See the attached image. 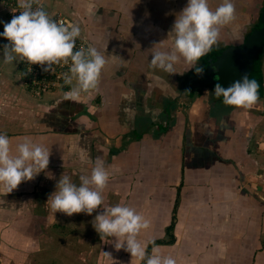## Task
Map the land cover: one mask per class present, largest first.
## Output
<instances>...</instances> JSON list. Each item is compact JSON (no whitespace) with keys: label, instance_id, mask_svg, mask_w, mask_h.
<instances>
[{"label":"crops","instance_id":"crops-1","mask_svg":"<svg viewBox=\"0 0 264 264\" xmlns=\"http://www.w3.org/2000/svg\"><path fill=\"white\" fill-rule=\"evenodd\" d=\"M52 1L81 18L92 46L107 62L94 93L74 98L81 103L77 109L66 103L75 100L63 94L66 100L45 112L40 127L27 118L22 124L11 120L13 131H0L11 133L15 145L29 137L50 149L48 167L34 181L46 191L45 212L34 214L32 202L15 208V199H1L7 202L0 204V215L23 210L2 223L12 226L24 217L22 223L29 225L88 226L96 234V250L87 252L96 257L94 264H143L123 248L115 249L107 242L111 238L101 239L92 218L102 207L69 216L53 214L47 205L60 176L79 184V176L90 175L99 157L110 173L103 206L127 204L150 221L137 235L149 254L157 247L177 264H264L259 257L264 258V153L259 151L264 141L258 139L264 131V103L259 99L250 108L228 109L222 97L198 86L183 58L175 64L177 73L149 66L151 51L171 50L169 30L186 0ZM219 3L209 0L211 8ZM233 3L234 19L221 27L219 44L232 39L247 16L246 0ZM194 98L201 99L194 103ZM38 189L34 196L41 194ZM1 191L2 198L18 196L16 190ZM39 233L27 239L28 252L34 242L46 241ZM36 250L31 248L32 258Z\"/></svg>","mask_w":264,"mask_h":264},{"label":"clouds","instance_id":"clouds-1","mask_svg":"<svg viewBox=\"0 0 264 264\" xmlns=\"http://www.w3.org/2000/svg\"><path fill=\"white\" fill-rule=\"evenodd\" d=\"M33 3L34 0H19L20 13L10 21L0 20L3 24L0 37L7 38V42L0 47L3 62L27 61L39 64L47 72L54 70L53 65L61 62L69 64L70 61L68 72L64 73V82L71 84L75 78L77 83L66 96L75 98L81 92L95 89L107 62L105 56L94 46L75 49L76 38L81 33L80 26L57 22L42 6L34 8ZM234 14L233 0H220L215 8L210 7L209 0H186L169 30L171 50L151 51L149 66L169 74L177 73L175 64L183 58L189 65L187 70L203 73L204 68L198 64L200 57L218 43L221 27L233 21ZM259 87L256 79L242 74L227 86L218 81L212 92L216 97H222L224 104L250 108L258 100ZM10 144L8 135L0 132V186L6 193L15 189L21 181L35 178L48 167L50 158V149L29 137L16 144L14 154ZM48 176L51 178V175ZM109 176L104 161L97 157L90 175L79 176V184L68 175L60 176L55 189L48 195L47 205L53 214L60 211L69 216L80 212L91 214L102 207L103 211L92 218V225L101 239L111 238L107 242L113 243L115 249L123 248L143 264H177L175 257L160 254L157 247H153L151 254L146 251L147 243L142 244L137 235L141 229L149 227L150 221L135 208L121 203L103 206L102 190ZM105 253L110 255L107 251Z\"/></svg>","mask_w":264,"mask_h":264},{"label":"rangeland","instance_id":"rangeland-1","mask_svg":"<svg viewBox=\"0 0 264 264\" xmlns=\"http://www.w3.org/2000/svg\"><path fill=\"white\" fill-rule=\"evenodd\" d=\"M13 1L19 4V0ZM35 2H41L49 16L60 15L66 19V24H78L81 29L80 37L82 38L83 44L92 46V42L89 38L90 35H87L85 29H83V25L80 23L81 18L76 16V13L72 14L64 11L57 5V2H53L52 0L50 2H46L44 0H34V3ZM7 3L8 0H0V20L5 22L10 21L11 16L7 11ZM246 4L248 7V9H245L247 16L243 17L242 20L240 19L242 22L236 26L238 31L235 33L234 37L231 35L232 39L225 37L226 39L223 42L224 45L229 43H240L245 35L248 34L258 22L260 12L264 8V0H251L250 2L246 0ZM0 31H3L2 23H0ZM6 42L7 38L0 37V47H2L3 43ZM261 49L260 60L263 75L264 45ZM43 77L44 76H26L23 70L22 61H15L13 63L10 62L4 65L2 56H0V131L3 130V128L13 131L15 130L11 124L13 121L22 120L19 121L22 124L27 118H29L30 122H33L35 129L38 126L40 127V123L45 115V112L47 110L49 112L53 107L57 106L59 102L65 99L64 95L66 92L71 90V88L77 83L75 78H73L71 84L65 83L64 76ZM196 83L198 86L204 84L202 81L199 82L198 80ZM196 83H194V87L198 88ZM262 83L264 86V76H262ZM203 89L206 90L207 88L203 87ZM56 91L58 92L54 93ZM90 92H92L91 89L86 93ZM196 99L197 98L193 99L194 103H198L201 98ZM68 100H75V102L71 101L73 103L66 102L68 103V106L70 104V108H74V110L81 104L74 98L68 97ZM261 102L264 103V96L260 98V103ZM50 106L51 108L48 109ZM7 135L9 137V135L12 134L7 133ZM258 139L260 141H264V131L259 132ZM15 146L16 145L14 143L10 144L13 154L15 153ZM259 149L260 152L264 153V144L261 145ZM37 177L39 176L30 180L21 181L19 185L13 189L14 191H18V196L15 198H2L3 194H5L3 193L0 196V204L7 202L2 200L15 199L12 201L14 207L18 204L23 205V207L27 204L29 207L32 202V212H34V214L35 212H45L43 204L45 203L47 195L45 193L46 191L43 189V185L41 183L37 185L38 181L36 183L34 182ZM32 182H34L33 184L35 187L33 189V193H36V190H39L38 188H42V192L39 194L40 196H34L33 193H31ZM1 190H4L2 186H0V194L2 193ZM29 192L31 194H29ZM20 211L23 210L20 209ZM20 211L19 213H21ZM28 212L31 211L28 209ZM16 213L17 211L14 209L12 212H6L3 215H0V264H41L43 261L46 262L45 264L95 263L94 260L96 257L87 256V252L92 250V254L93 250H96V242H94V239L96 238H94V236L96 234L95 231L94 233H91L88 226H83V229L74 225L70 226L59 223H52L46 226H37L36 224L29 225L22 223V219H24V217H20L22 219H18L19 221L12 226L2 223L4 221L3 219H6L9 216H14ZM19 213L15 217L20 215ZM40 228L42 233L46 235V241L43 243L40 242L39 244L34 242V245H30V250L28 252L26 249L27 239H30L31 236L35 238L36 234H40ZM35 247L39 248V250L35 251L38 255H36L35 258H32L33 252H31V248L33 249ZM44 250H47L46 253L42 252ZM259 257L260 261L263 260L264 262V258L262 259L263 256Z\"/></svg>","mask_w":264,"mask_h":264},{"label":"water","instance_id":"water-1","mask_svg":"<svg viewBox=\"0 0 264 264\" xmlns=\"http://www.w3.org/2000/svg\"><path fill=\"white\" fill-rule=\"evenodd\" d=\"M261 25L253 28L240 43L226 45L213 59L208 60L207 80L210 83L221 82L227 86L242 74L250 75L254 59L263 47L264 8L260 12Z\"/></svg>","mask_w":264,"mask_h":264},{"label":"built area","instance_id":"built-area-1","mask_svg":"<svg viewBox=\"0 0 264 264\" xmlns=\"http://www.w3.org/2000/svg\"><path fill=\"white\" fill-rule=\"evenodd\" d=\"M37 6H42L44 8V6L42 5L41 2L33 3L34 8ZM21 10L22 9H19V4H17V2H14L13 0H8L7 11L11 15L10 19L14 15H18ZM44 10H45V8H44ZM50 17L52 19L56 20L57 22H60V23L66 24V22H67L66 19L61 17L60 15H56V16L53 15ZM88 46L86 44L85 45L83 44L82 38L80 36L76 38L75 49L86 48ZM22 64H23V70H24L26 76H44V77H46V76H64V73L68 72L70 61H69V64H64L63 62H61L58 65H53L54 70L53 71H47V72L43 71L39 64H30L27 61H22ZM262 76H264V72H263Z\"/></svg>","mask_w":264,"mask_h":264},{"label":"trees","instance_id":"trees-1","mask_svg":"<svg viewBox=\"0 0 264 264\" xmlns=\"http://www.w3.org/2000/svg\"><path fill=\"white\" fill-rule=\"evenodd\" d=\"M260 25H261V22H260V20H258V22L254 25V27H259ZM263 45H264V41H263ZM223 48H224V46H217V45L212 46V48L210 49V51H208L205 55L201 56L200 59H199V60H201L203 62V66L202 67H204L207 64V58L208 57H214V56H216ZM261 51H262V49L259 50L257 56L255 57L254 63H253V70L250 72V75H249V78L250 79H256L259 82L260 87L258 89V93H259L258 100L264 94V88H263L264 86H263V83H262L261 60H260ZM190 73L191 74L195 73V70L194 69H191L190 70ZM199 93H200V90H199ZM232 107H233V105H229V108L228 109H230ZM172 219H173V216L171 217V221H172ZM170 223L171 224H169L167 226V229H166L167 232L172 227V222H170ZM149 248H150V246H149ZM149 248H148V250H149Z\"/></svg>","mask_w":264,"mask_h":264},{"label":"flooded vegetation","instance_id":"flooded-vegetation-1","mask_svg":"<svg viewBox=\"0 0 264 264\" xmlns=\"http://www.w3.org/2000/svg\"><path fill=\"white\" fill-rule=\"evenodd\" d=\"M255 28V27H254ZM247 35V34H246ZM245 35V36H246ZM231 44V43H230ZM233 44H235V43H233ZM214 45H217V46H226V45H228V44H226V45H224V44H219V43H216V44H214ZM213 45V46H214ZM219 54V53H218ZM217 54V55H218ZM216 55V56H217ZM216 56H214V57H208L207 58V64L203 67L204 68V71H203V73H201V74H197L196 72L195 73H193L192 74V76H191V78H193L195 81H199V82H203L204 84L202 85L203 87H206L207 89H206V93L207 94H213V92H212V89H213V87H214V85L215 84H213V83H209V81L207 80V77H208V73L206 72V70H207V68H208V60L209 59H211V60H213ZM198 64L200 65V66H203V62L201 61V60H199L198 61Z\"/></svg>","mask_w":264,"mask_h":264}]
</instances>
